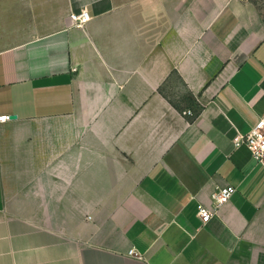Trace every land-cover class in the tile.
<instances>
[{
	"label": "crops",
	"instance_id": "1",
	"mask_svg": "<svg viewBox=\"0 0 264 264\" xmlns=\"http://www.w3.org/2000/svg\"><path fill=\"white\" fill-rule=\"evenodd\" d=\"M0 116V264H264V0H0Z\"/></svg>",
	"mask_w": 264,
	"mask_h": 264
},
{
	"label": "built area",
	"instance_id": "2",
	"mask_svg": "<svg viewBox=\"0 0 264 264\" xmlns=\"http://www.w3.org/2000/svg\"><path fill=\"white\" fill-rule=\"evenodd\" d=\"M70 18L72 25L79 28H84L92 20V17L86 10L80 13H72ZM184 116L195 117L197 113L193 109H188L184 111ZM11 119V116H0V123L10 121ZM235 144L237 147L245 146L251 152L253 158L264 166V116L256 122L249 133L239 136ZM235 193L236 188L234 186L220 188L214 195L217 208L227 204ZM198 215L203 225L208 224L214 216L213 212L203 205L199 207ZM130 254L139 257L134 250Z\"/></svg>",
	"mask_w": 264,
	"mask_h": 264
},
{
	"label": "trees",
	"instance_id": "3",
	"mask_svg": "<svg viewBox=\"0 0 264 264\" xmlns=\"http://www.w3.org/2000/svg\"><path fill=\"white\" fill-rule=\"evenodd\" d=\"M191 109H193L197 114L200 113L201 109L199 107H192Z\"/></svg>",
	"mask_w": 264,
	"mask_h": 264
}]
</instances>
